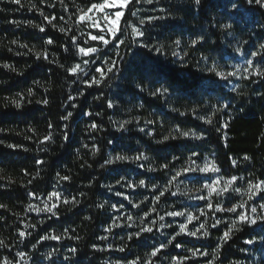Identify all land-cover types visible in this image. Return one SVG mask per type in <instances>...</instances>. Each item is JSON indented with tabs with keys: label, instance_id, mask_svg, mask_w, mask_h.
Here are the masks:
<instances>
[{
	"label": "trees",
	"instance_id": "16d2710c",
	"mask_svg": "<svg viewBox=\"0 0 264 264\" xmlns=\"http://www.w3.org/2000/svg\"><path fill=\"white\" fill-rule=\"evenodd\" d=\"M100 2L102 0H63V4L60 0H20V3L0 0V82H3L0 83V128L4 129L0 132V140L5 142L0 144V204L7 205L0 208V239L7 245L0 247V260L7 257L14 264H116V261L128 264L139 257L140 264H145L152 249L167 243L179 231L180 224H187L188 230L194 231L206 222L208 237L202 236L203 229L197 237L182 234L157 257L151 258L153 264H171L173 257L191 256L187 250L196 248L206 249L210 255L191 258L184 264H209L211 260L215 264H264V243L259 241V237L264 236V222L260 221L252 226L238 223L237 228L242 230H233L219 258L213 257L211 253L219 243L218 238L231 227L237 215L213 212L206 208L208 201L196 198L208 196L207 190L197 189L220 177H241L235 186L242 189L247 188L248 181L264 180V96L257 95L264 93V79L253 74L255 67L264 70V54L252 56L259 44L264 43V7L255 3L249 5L247 0H202L199 6L194 0H153L151 4L133 0L126 9L118 35L125 43L117 46L113 40L105 46L91 41L88 36L89 33L104 35L102 32L78 22L80 9L86 10L91 3ZM33 4L36 8L31 7ZM37 9L45 16L56 17L53 23L57 28H52ZM132 11L136 12L135 16L131 15ZM150 17L166 18L149 22ZM142 19L144 24L139 23ZM28 21L42 25L45 31L40 32ZM229 23L233 26L231 29L222 27ZM132 24L144 32L143 37L131 33L129 25ZM59 27H64L66 32H59ZM201 35L204 41L191 47L190 41ZM73 36L80 46H93L99 51L90 56L79 55L70 42ZM104 36L109 39L108 35ZM48 38L54 40L53 45L45 44ZM177 39L181 40L180 46L173 43ZM13 40L18 43L12 44ZM141 43L163 45V48L157 52L141 47ZM20 44L28 47H20ZM237 47L242 48L243 54L235 51ZM44 51L48 61L43 57L37 59L35 55ZM202 56H207L208 61ZM248 59L253 60L254 67L245 72ZM56 60L65 68L49 63ZM83 60L89 63L84 65ZM113 60L117 66L113 72H106L107 78L102 84L89 87L85 83L93 76L101 78L95 69L106 71ZM213 62L220 71L240 68V73L221 79L206 70ZM4 63L14 65L18 71L2 67ZM75 63H81L87 75L74 76L65 71ZM46 87L49 88L47 92ZM141 87L145 90L141 91ZM30 88L31 96L28 95ZM157 88H167L168 93L163 96L149 94ZM70 96L76 99L69 100ZM45 98L49 100L47 106L37 103ZM12 99H22L23 107L15 108L10 103ZM109 101L114 105L112 108L107 106ZM224 103L229 107L218 111ZM69 111L73 116L68 121L62 120L61 116ZM88 112L92 115H87ZM209 118L213 121L211 125L204 122ZM124 121L131 123L120 129ZM92 123L98 125L97 130L91 129ZM225 123L227 128L223 127ZM177 128L203 133L206 138L180 137L175 131ZM65 132L69 136L67 141L63 140ZM48 133L52 134L54 142L41 143ZM164 136L177 138L157 143ZM7 144L23 147L11 149ZM95 148L99 152L93 155ZM193 152L198 155L192 156ZM141 153L149 159L105 163L116 155L135 157ZM245 155L251 160H244ZM190 156L195 164L188 159ZM232 159L237 161L235 166ZM40 160L44 163L38 164ZM213 160L221 170L219 173L197 170L177 175L182 169L203 167L205 162ZM162 164L169 167L161 169ZM149 168L155 170L149 171ZM25 170L30 175H25ZM37 171L40 178L32 179ZM57 173L71 179L60 180ZM141 179L145 180V186H128L138 184ZM153 185L158 187L154 189ZM53 191L61 193L62 198H75L79 203L72 206L64 205L61 200H48ZM161 191L165 194L157 201L155 197ZM184 192L188 195L181 194ZM261 196L264 192L248 200L243 193L229 192L223 197L213 194L211 202L214 205L220 202L228 208L246 201L245 208L238 212L245 209L251 217L262 211L258 208L256 215L251 214V207L264 203ZM104 201L108 202L105 207L98 208L97 205ZM45 202L50 206L59 205L54 209L57 217L34 210L43 208ZM200 210L207 215L200 216ZM171 211H186L199 216V220L188 223L186 216H168ZM129 215L132 221L127 219ZM86 216L91 219L85 220ZM160 216L165 219L160 221ZM216 219L223 222L211 228ZM113 221L122 226L109 233L106 229ZM161 223L172 227L159 229ZM33 224L35 228L30 227ZM145 226H152L153 232H144L131 241L127 239L129 233ZM21 231L31 235L21 238ZM50 234L61 239H42ZM102 236L108 238L99 239ZM247 240L257 242L247 244ZM178 242L181 248L175 247ZM121 246H126L124 252L118 251ZM71 248L77 251L72 253ZM19 252L28 255L22 259L17 255ZM50 252L53 253L51 260L46 259Z\"/></svg>",
	"mask_w": 264,
	"mask_h": 264
},
{
	"label": "snow or ice",
	"instance_id": "6c2138e0",
	"mask_svg": "<svg viewBox=\"0 0 264 264\" xmlns=\"http://www.w3.org/2000/svg\"><path fill=\"white\" fill-rule=\"evenodd\" d=\"M13 2L15 3H20V0H13ZM61 4H63V0H60ZM133 2V0H102V2L100 3H91L90 6L85 10V9H80V12H81V15L78 17V21H85L86 19L87 20H91L92 17L88 15V13L92 12L94 9L95 10H98V11H101V12H104L106 9H109V8H121V9H127L128 8V5L131 4ZM137 3L140 2V0H136ZM145 3H148V4H151L153 3V0H144ZM194 3L195 5L199 6L201 5L202 3V0H194ZM247 3L249 5L255 3L256 5H259L260 7H264V0H247ZM53 7L55 5H52ZM31 7L33 8H36V5L33 4ZM233 8L236 7L235 4L232 5ZM38 11H40V14L42 16H44V20L47 21V23L49 25H51L52 28H57V25L55 23H53V21L56 19V17L52 16V17H49V16H45L43 11L42 10H39L37 9ZM161 12H164L166 11L165 9H160ZM131 15L132 16H135L136 15V12L135 11H132L131 12ZM169 15H171L169 13ZM124 17V12L123 11H116L114 13H111L109 15H106L105 16V20L108 21L109 23V27L107 29L108 33L111 34V37H112V40L116 41V45H123L125 43L124 40L122 39H119L118 38V33L121 31V27H120V22H121V19ZM166 17H150L148 18V21L151 22L152 20H158V19H164ZM61 19H63V17H61ZM13 23H19V22H13ZM28 23L34 27V28H37L39 29L40 32H44L45 31V27H43L42 25L40 24H33L31 21H28ZM127 23V22H126ZM140 24H144L145 23V20H140L139 22ZM93 26H97L95 24H93ZM129 27L131 28V33L134 34L136 37H143L144 36V32L136 27L135 25H129ZM222 27L224 29H231L233 26L232 24H224L222 25ZM59 32L61 33H65L66 32V29L64 27H59L58 28ZM229 35H231V33H229ZM88 36L90 37V40L91 41H100L101 43H103L105 46L109 45L112 40H109V39H106L104 35H92L91 33L88 34ZM76 40L77 38L75 36L71 37V43L78 49V54L81 55V56H90L92 54H95L99 51L98 48L96 47H93V46H87V47H83V46H80L79 44L76 43ZM204 41V36H198L196 39H193L190 41V46L191 47H195L197 44H200ZM12 44H17L18 41L16 40H13L11 41ZM173 43L176 45V46H180L181 44V40L177 39L175 41H173ZM244 43H247V41H244ZM45 44L46 45H53L54 44V40L51 39V38H48L45 40ZM20 47H24V48H27L28 45L27 44H20L19 45ZM141 47H144V48H148L149 50H155L157 52H160L163 48V45H160L159 47L155 46V45H148V44H143L141 43L140 44ZM67 47H65V51H67ZM9 51H11V49H9ZM29 51L31 52L32 49H29ZM235 51L237 53H241L243 54V51H242V48L241 47H237L235 49ZM264 54V43H261L259 44V49L258 51L256 52H253L252 53V56L253 57H256V56H259V55H262ZM17 55H19V53H17ZM37 59H40L41 57H43L44 60L48 61L49 58H48V54L46 51L44 52H36L35 53ZM117 55H119V53H117ZM173 55H177L176 53H173ZM202 59L204 61H208V57L207 56H202ZM57 63L58 66L62 69L65 68V66L63 64H60L58 60L56 61H49V63ZM82 63L84 65H87L89 63L88 60H83ZM94 63V61H93ZM105 63L107 64L108 61H105ZM246 65L247 67L244 68V71L245 72H248L249 69H253L254 67V63H253V60L252 59H248L246 60ZM117 66V62L115 60L111 61V64L110 66L106 69H103V68H97L95 69L97 72L100 73V77L101 78H96L95 76H93L91 78L90 81H85V83L88 84L89 87H92L93 85L95 86H99L100 84L103 83V80L107 78L106 76V72L107 73H111L113 72V69L116 68ZM2 67L6 68V69H9L13 72H17L18 70L15 68L14 65H10L8 63H4L2 65ZM208 72H211V73H214L216 76L220 77L221 79H228L229 77H236L239 73H240V68H236L235 71H220L218 70V66L215 62L212 63V66L210 68H207L206 69ZM66 72L70 73L71 75H78L79 73H84V75H87V72L85 71L84 67H82V64L81 63H75L74 65L68 67L65 69ZM18 74L20 75H23V72H19ZM254 75L264 79V70H262L261 68L259 67H255V70H254ZM244 78H247V77H244ZM0 83H3V82H0ZM35 83L37 85H41V82L40 81H35ZM73 83H75V81H73ZM43 86V85H41ZM137 87H140L139 85H137ZM45 92L49 91V88H44ZM145 89L141 87V91H144ZM235 91V89H233ZM166 93H168V89L167 88H157L155 89L154 91L150 92L149 94L152 95V96H157V95H160V96H163L165 95ZM83 92H80L79 95L83 96ZM18 96L22 97V94L18 93L17 94ZM28 95L31 96L33 95V91L32 89H28ZM257 95H261V96H264V93H257ZM69 100H74L76 99V97L74 96H70L68 98ZM96 99H100V97H97ZM31 101H29L30 103ZM10 103L17 109H20L23 107V104H22V99L18 100V99H12L10 101ZM37 103H41L45 106H47L49 104V100L47 98L45 99H42L40 101H37ZM107 106L109 108H112L114 105L112 104L111 101L108 102ZM5 107H7V104L5 105ZM73 107H76V105H73ZM229 105L227 103H224L223 104V108L222 109H218V111L220 110H223V109H226L228 108ZM174 111H178V109H173ZM87 115H92L91 112H88L86 113ZM185 113H181V115H184ZM193 114H195V110L193 109ZM97 115H99V113H97ZM73 116V113L71 111L67 112L66 115H63L61 116V119L64 120V121H68L71 117ZM200 119H204L203 117H200ZM205 123L211 125L213 123L212 119H205L204 121ZM128 123H131V121H124L122 124H120V129H124V126ZM149 123H152V121H149ZM49 127L51 128L52 125L49 124ZM65 129L67 128V125H64ZM91 129L92 130H97L98 128V125L95 124V123H92L90 125ZM224 128H227L228 127V124L225 123L223 125ZM217 131H220L219 128L216 129ZM4 129L0 128V132H3ZM31 131H35V129H31ZM141 131H143V129H141ZM175 131H177L179 133V136L180 137H191V138H194V139H197V140H203L205 139V135L203 133H200V134H197L195 131H180L178 128L175 129ZM176 139L177 137L176 136H164L163 137V140L162 141H157V143H163L164 141H167L169 139ZM69 139V136L67 134V132L64 133L63 135V140L67 141ZM45 141H49V142H54L52 141V134L51 133H48L43 140H41L40 142L41 143H44ZM5 142L3 140H0V144H4ZM6 147L8 148H11V149H16V148H21L23 147L22 145H16V144H7ZM85 147H87L85 145ZM25 151H27V149H24ZM45 151H47V149H44ZM97 152H99V149L98 148H95L94 151H93V155H95ZM198 154L193 152L192 153V156H197ZM192 156H190L188 159L192 161V164H195V161L192 160ZM133 160V161H140V160H148V156L144 155V154H139V155H136L135 157H128V156H125V155H116L114 158H110L108 159L105 163L106 164H114L116 162H123V161H128V160ZM244 160H251V157L250 156H247L245 155L243 157ZM38 164H43L44 161L40 160V161H37ZM87 162L85 161V164ZM231 163L233 166H235L237 164V161L236 159H232L231 160ZM90 166V165H89ZM143 166V165H141ZM83 167V165H82ZM101 167H104V165H101ZM161 169H167L169 167L168 164H162L161 166ZM155 169H152V168H149V171H154ZM200 171V172H212V173H219L221 170L220 168L216 165L215 161H211V162H205L204 166L203 167H188V168H185V169H182L181 173H178L177 175H180L182 173H186V172H195V171ZM2 171V170H0ZM25 175H30V173H28L26 170H25ZM57 176L59 177L60 180H63V181H69L71 179V177L67 176V175H64V176H60L59 173H57ZM37 178H40V172L37 171L32 179H37ZM239 179H242L241 177H237V176H231L230 178L228 179H224L223 177H220L219 179H216L213 183L211 184H204L202 186V188L200 189H197V191H203V190H207L208 191V196H198L196 197L197 199H201V200H206L208 201V203L206 204V208L209 209V210H212L213 212H228V213H235L237 215V218L235 220H232L231 221V227L228 228L227 230L223 231V234L222 236H220L218 238L219 240V243L217 244L216 248L213 250V252L211 253V255L215 258H219V255H220V252H221V249L223 248L224 244L228 243V241L232 238V233H233V230H236V231H239V230H242L240 228H237V224H241V225H248V226H252V225H256L258 221L260 222H264V203H259L258 206H254V207H251V212L252 213H257V209L259 208L261 211V213L257 216H248L246 212H238V209H243L245 208L246 206V201H242L238 204H233L231 207H228L227 209L224 208L223 204L220 203V202H217L215 205L211 202V199H212V196L213 194L216 196V197H223L226 193H236V194H241L243 193L244 195H247V198L248 200H253L257 195H259L261 192H264V180H261L259 182H253V181H248V186L246 189H242L241 187H237L235 186L237 184V181ZM223 181V183H222ZM121 181H117V183H120ZM29 184L32 183V180H29L28 181ZM145 180L141 179L138 184L136 185H132V184H129L128 186L129 187H143L145 186ZM154 189L156 187H158L157 185H153L152 186ZM165 191H168V189H165ZM165 191H161L160 194L158 196L155 197V199L157 201L160 200V197L163 196L165 194ZM117 195H121V193H116ZM172 195H176L175 192H172L171 193ZM182 195H188V192H184V193H181ZM30 195H35L34 193H30ZM191 198V197H189ZM52 199H56V200H61L62 203L64 205H72V206H75L76 204L79 203V201H77L75 198H72L71 200H69L67 197H63L62 198V194L59 193V192H56V191H53L49 196H48V200H52ZM261 199H264V196H261ZM108 202L107 201H104L103 203H100L97 205L98 208L100 209H103L105 207V204H107ZM140 205L137 204L135 205V207H139ZM7 205L5 204H0V208H6ZM33 206L32 205H29V208H32ZM59 205L58 204H52L51 206H49L47 204V202H45V206L43 208H35L34 210L37 211V212H48V213H51V216L53 217H57L58 216V213L56 211H54V209L58 208ZM112 208H116V205H112L111 206ZM121 207H123V205H121ZM153 212L156 211L155 208L152 209ZM147 215V214H146ZM168 216L170 217H184L186 216L187 218V221L188 223H191L193 220H199V216H194L192 213H186V211H171V212H168L167 213ZM207 215V212H205L204 210H200V216H205ZM85 220H90L91 217H84ZM117 219H119V217H117ZM127 219L129 221H132L133 220V217L131 215H129L127 217ZM160 221H163L165 219L164 216H160L159 217ZM222 219H216L214 221V223H212L210 225L211 228H216L218 227V225H220L222 223ZM144 223V220L143 218H141V224ZM152 224L155 225L156 224V221H152ZM206 222L205 223H201L199 225L198 228H196L194 231H189L188 230V225L187 224H180L179 225V231H177L175 233V235H172L171 238L167 241V243H161L159 246L157 247H154L152 249V251L148 254L149 255V259H147L145 261V264H153V260L151 258H155L157 257L161 251L163 249H166L169 245L173 244L174 241L177 240V237L181 236L182 234H186L188 236H192V237H197L198 236V233H201V230L203 229V232L201 233L203 237H208L210 235V232L208 231V229L206 228ZM122 225L120 224H117L115 221H113V224L110 225L106 231L111 233V231L113 230V228H117V227H121ZM129 227H131L132 225L129 224L128 225ZM26 227H29L28 225H26ZM30 227L32 228H35L36 225L33 224V225H30ZM166 227H172L171 224H163L161 223L159 225V229H164ZM158 229V230H159ZM153 227L152 226H145V227H141L139 231H136V232H133V233H129L128 236H127V239L129 241L133 240V238H140L141 234L144 233V232H147V233H151L153 232ZM20 237L21 238H24L26 237V235H31V233H25L23 231H21L19 233ZM108 237L107 236H102V237H99V239H102V240H106ZM43 240H60L61 237L60 236H57V235H53V234H50V235H45L42 237ZM76 239H79V237H76ZM259 241L261 243H264V236H260L259 237ZM257 241L256 240H247L245 241V243L247 244H253V243H256ZM0 247H7L5 241L3 239H0ZM36 245H33V248H35ZM93 247L95 248L96 246L93 245ZM109 247H111V245H109ZM125 247L126 246H121L118 251L120 252H124L125 251ZM175 247L176 248H181L182 247V244L181 243H176L175 244ZM100 250H103V249H100ZM70 252L72 253H75L77 250L75 248H71L69 249ZM187 251H189L191 253V256H183V257H173L172 260H171V264H184V262L186 260H189L191 258H194V257H197V256H202V257H207L210 255V253L208 252V250H203L201 251V249L199 248H196V249H188ZM17 255L19 257H21L22 259L27 256L28 254L25 253V252H19L17 253ZM53 256V253L50 252L47 254L46 256V259H49L51 260ZM65 259H68V257L66 256ZM0 264H14L13 261L9 260L7 257L3 258L2 260H0ZM116 264H120L119 261H116ZM128 264H140V258L137 257L136 259L134 260H131V261H128ZM209 264H215V261L214 260H211L209 261Z\"/></svg>",
	"mask_w": 264,
	"mask_h": 264
},
{
	"label": "rangeland",
	"instance_id": "374dc122",
	"mask_svg": "<svg viewBox=\"0 0 264 264\" xmlns=\"http://www.w3.org/2000/svg\"><path fill=\"white\" fill-rule=\"evenodd\" d=\"M130 5V4H129ZM128 5V6H129ZM116 11H123L124 14L126 12V9H121V8H109V9H106L104 12H101V11H98V10H93L92 12L88 13L89 16L92 17L91 20H85V21H78L80 24H88L92 30L94 31H98V32H102L104 35H108L109 36V40H112V37H111V34L108 33L107 29L109 27V23L107 20H105V16L106 15H109L111 13H114ZM81 15V14H80ZM79 15V16H80ZM124 18V17H123ZM123 18L121 19V22H120V27H121V23H122V20ZM93 24L97 25V26H93ZM133 25V24H132ZM119 35V33L117 34ZM134 35V34H133ZM98 41V40H97ZM113 41V40H112ZM100 42V41H99ZM48 204V203H47ZM45 206V204H44ZM50 206V205H49ZM225 209H227V207H224ZM243 212H246L247 215H248V211L247 210H243ZM253 215H256L257 213H251Z\"/></svg>",
	"mask_w": 264,
	"mask_h": 264
}]
</instances>
